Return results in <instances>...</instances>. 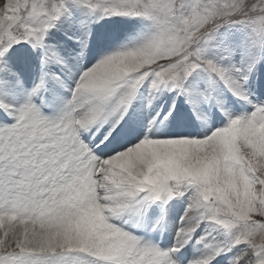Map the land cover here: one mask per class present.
I'll return each mask as SVG.
<instances>
[{
    "label": "snow or ice",
    "instance_id": "obj_1",
    "mask_svg": "<svg viewBox=\"0 0 264 264\" xmlns=\"http://www.w3.org/2000/svg\"><path fill=\"white\" fill-rule=\"evenodd\" d=\"M0 264H264V0H0Z\"/></svg>",
    "mask_w": 264,
    "mask_h": 264
},
{
    "label": "rangeland",
    "instance_id": "obj_2",
    "mask_svg": "<svg viewBox=\"0 0 264 264\" xmlns=\"http://www.w3.org/2000/svg\"><path fill=\"white\" fill-rule=\"evenodd\" d=\"M130 27L133 31H139L141 28L146 27V24H145V22H137L135 24L130 25ZM46 114L52 115V113L50 111L46 112Z\"/></svg>",
    "mask_w": 264,
    "mask_h": 264
},
{
    "label": "bare ground",
    "instance_id": "obj_3",
    "mask_svg": "<svg viewBox=\"0 0 264 264\" xmlns=\"http://www.w3.org/2000/svg\"><path fill=\"white\" fill-rule=\"evenodd\" d=\"M49 114V113H48Z\"/></svg>",
    "mask_w": 264,
    "mask_h": 264
}]
</instances>
